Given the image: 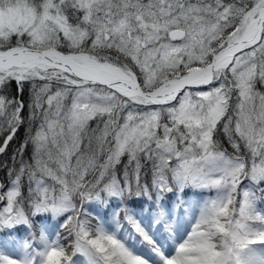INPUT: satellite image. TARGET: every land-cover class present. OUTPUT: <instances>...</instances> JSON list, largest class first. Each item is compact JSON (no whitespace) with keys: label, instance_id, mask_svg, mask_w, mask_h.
I'll return each instance as SVG.
<instances>
[{"label":"snow or ice","instance_id":"6c2138e0","mask_svg":"<svg viewBox=\"0 0 264 264\" xmlns=\"http://www.w3.org/2000/svg\"><path fill=\"white\" fill-rule=\"evenodd\" d=\"M258 83L264 88V0H0V155L11 146V165L0 161V225L27 223L25 206L69 213L67 236L57 233L39 264H152L81 219L84 204L105 194L148 195L149 165L158 193L170 181L216 192L171 256L118 211L161 264H264ZM218 126L234 154L214 139ZM0 264L32 262L0 256Z\"/></svg>","mask_w":264,"mask_h":264},{"label":"trees","instance_id":"16d2710c","mask_svg":"<svg viewBox=\"0 0 264 264\" xmlns=\"http://www.w3.org/2000/svg\"><path fill=\"white\" fill-rule=\"evenodd\" d=\"M30 88L31 85L26 83L23 98L26 102L29 101L30 96ZM257 89L264 92V88H261L259 83L257 84ZM15 94V83L13 82L10 86V92L8 95ZM25 115H28L25 112ZM39 122H37L33 127H38ZM89 125L92 128L96 127V120L89 121ZM102 127V125H101ZM219 127L217 129V134L214 139L217 140L219 145L222 147V150L227 151L229 154H234V150L231 147V144L228 141V138L223 134V131H219ZM23 134V129H21V135ZM35 132L33 131V135ZM18 145L13 144L12 148H16ZM35 151V146L30 142L27 147V155L25 157L30 163L33 162L31 160V156ZM11 146L9 149V157H4L0 155V161H7L9 165H11ZM125 163L127 162V157L124 156L121 158ZM123 165H117L116 175L119 179L123 177ZM91 178V177H89ZM46 183L49 186L55 184L50 178L45 177ZM152 176L150 171V166H145V176L144 182L149 186V194L148 195H140V196H130L127 199L122 200L121 197L113 196V195H104V198H99L95 200H91L86 202L83 206V211L87 213V216L81 217V219L87 221L89 224L94 225L96 227L103 228L110 232L114 231V233L122 234L124 238L128 240V242L133 243V245H138L140 241L139 236H137L132 227L128 224L127 221L124 220L123 213L120 212L117 215L118 211L124 207L127 209L129 214L133 217L140 218L136 221L140 223L145 233L149 234L147 230H151L153 227V222L155 223L159 221L156 225L160 230H167L170 220L172 219L171 212L175 213V218L179 222H186L185 227H183L185 233H189L192 229V226L196 223L197 218L200 214V211H197L196 208L193 211H190L188 207V203L191 201L194 204L198 202V200H202L203 204L209 199L213 198L216 195L215 190L208 188H201L191 184L178 185L174 181H170L171 190L165 193H158L151 186ZM0 183H7L5 180V175L3 172H0ZM57 189V195L59 194V185H55ZM242 187L252 190L255 186L249 180L242 181ZM33 188L35 185L33 184ZM133 188H135V184H133ZM261 190H264V183L259 185ZM6 190V189H5ZM3 190H0L2 192ZM21 192L23 195H28V180L27 177L23 178V182L21 185ZM240 197L238 196L237 199ZM257 207L261 210H264V198H260L257 200ZM6 206V200L0 201V209ZM79 207V204L77 205ZM25 212L28 219L27 223H16L13 225H0V256H11L18 260H27L31 261L32 264H39L40 253L38 245H41V229H43L44 225H48L51 229L54 230L53 241L56 243H60V239L57 236V233H63L64 236H67V233L61 228V225L64 224L65 219L69 213H54L52 211H44L33 214L31 210L25 206ZM99 218H103L106 220V224L100 222ZM112 227H108V226ZM24 234L23 237H21ZM123 245V240L117 238ZM125 240V239H124ZM21 242V244L19 243ZM23 242V243H22ZM63 242V241H61ZM143 242V241H142ZM23 244L25 247H23ZM176 242L172 241L168 238V245L170 248H174ZM11 245L13 246L14 251L11 254L5 253ZM125 246V245H124ZM257 249L259 250L262 246L257 245ZM128 250L129 248L126 247ZM17 251L16 253H14ZM130 251V250H129ZM153 255V253H152ZM154 256V255H153ZM157 257V256H154ZM83 259L84 258H74ZM86 262V260H85ZM87 264V262H86Z\"/></svg>","mask_w":264,"mask_h":264},{"label":"rangeland","instance_id":"374dc122","mask_svg":"<svg viewBox=\"0 0 264 264\" xmlns=\"http://www.w3.org/2000/svg\"><path fill=\"white\" fill-rule=\"evenodd\" d=\"M202 206H203L202 200H198V202H196L195 204L191 201L188 203V207L190 208V211H193L195 208L197 211H200ZM169 213H171L172 219L170 220L169 224L167 222V225H168L167 230L162 231V230H160V228H158L156 226L159 223V221H157L156 223L154 221L152 229L147 230L149 233L148 235L154 241H156L159 245H161V254L165 255V256L173 255L175 253L176 247H178V245L180 243H182L183 240L188 235V233H185V231L183 229V227H185L186 222L177 221V219L175 218V213L173 212V209ZM135 218L137 220L140 219L138 217H135ZM99 220L101 223H103L107 226L106 220H104L103 218H99ZM108 227H112V226L110 225ZM98 229L102 232L108 233V231L103 229V228L99 227ZM108 234H110V232ZM112 235L115 238L122 239L125 247H128L132 254L137 255V256H143L145 258H149L152 260V264H161L159 257H154L152 255L151 249L144 242L140 241L138 245H133L132 241L128 242V240L126 238H124L122 236V234H117V233H114V231H113ZM23 236H24V234L21 237H23ZM53 237H54V230L51 229L50 226L44 225L43 229H41V234L39 237L42 240L41 245H38V246H40L39 247V253H41L43 251V248L46 244L53 242ZM168 238H170L172 241L176 242V244H175L176 247H174L173 249L170 248L168 245ZM19 243L21 244V242H19ZM23 247H25L24 244H23ZM14 250L15 249H13V246L11 245V247L7 251H5V253L11 254L12 251H14ZM16 252L17 251H15L14 253H16ZM75 264H86V262L83 259H77V260H75Z\"/></svg>","mask_w":264,"mask_h":264}]
</instances>
